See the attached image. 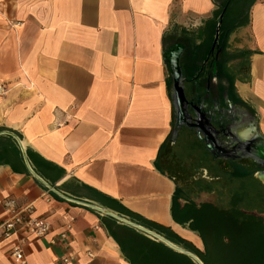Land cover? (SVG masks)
I'll list each match as a JSON object with an SVG mask.
<instances>
[{
	"label": "crops",
	"instance_id": "1",
	"mask_svg": "<svg viewBox=\"0 0 264 264\" xmlns=\"http://www.w3.org/2000/svg\"><path fill=\"white\" fill-rule=\"evenodd\" d=\"M223 2L0 0V221L3 201L14 197L52 226L45 238L29 236L27 264L66 256V264H132L104 219L128 220L166 239L171 231L204 251L200 232L173 216L177 188L182 206L264 214V170L254 179L234 177L232 165H198L197 153L190 163L171 138L166 39L188 33L198 43L211 40ZM247 19L229 37V45L240 44L230 64L244 66L237 91L255 109L264 137V0L249 6ZM235 161L249 168L246 159ZM14 242L0 244V264H18Z\"/></svg>",
	"mask_w": 264,
	"mask_h": 264
},
{
	"label": "flooded vegetation",
	"instance_id": "2",
	"mask_svg": "<svg viewBox=\"0 0 264 264\" xmlns=\"http://www.w3.org/2000/svg\"><path fill=\"white\" fill-rule=\"evenodd\" d=\"M222 16L223 14L220 19ZM214 32L211 40L205 39L201 43L188 33L169 35L172 40L167 45V61L172 83L175 50L182 48L179 61L186 95L184 113L181 114L180 109L175 106L171 138L176 141L179 131L187 128L196 139L205 144L222 169L225 170L237 158H242L248 161L249 167L258 169L255 173L258 176V172L264 170V161L247 148L249 138L252 139L258 132L256 111L239 95L237 77L230 64L232 60L226 63L222 60L224 50L230 53L221 42L219 28ZM195 56L198 59L193 61ZM193 69V73H190ZM178 122L181 126L174 135Z\"/></svg>",
	"mask_w": 264,
	"mask_h": 264
},
{
	"label": "trees",
	"instance_id": "3",
	"mask_svg": "<svg viewBox=\"0 0 264 264\" xmlns=\"http://www.w3.org/2000/svg\"><path fill=\"white\" fill-rule=\"evenodd\" d=\"M256 0H226L219 5L217 11L218 21L211 26L214 35V30L219 28V35L222 44L228 47L229 37L231 33L239 26L247 23V14L245 15V8H249ZM244 13V15H243ZM222 19H220L221 15ZM221 20V21H220ZM221 23V25H219ZM172 38L168 35L166 43H170ZM244 55L250 51H244ZM198 57H194L193 61ZM233 56L224 50L222 60L226 63L228 60H233ZM244 66L233 67L235 77L237 72L241 71ZM194 69L190 71L193 73ZM243 71V70H242ZM234 80V78H233ZM172 81H169V86L172 90ZM233 166L232 175L234 177H250L256 178L255 173L257 168L241 166L237 161H232ZM184 198V192L181 188H177L172 205V212L175 220L179 223L190 222V226L200 232L204 243L205 250L201 251L189 241L181 238L174 232H168L166 237L175 244L181 245L186 249L197 254L204 264H218L219 257L216 249L217 245H230L235 241L234 236L242 238L252 234L256 243H264V218L261 215L247 212L240 209L218 210L210 203H204L198 206L195 202L189 201L184 206L181 205V199ZM122 210H126L123 206L118 204ZM128 211V210H126ZM133 217L135 214H132ZM207 216H211L218 224L208 225ZM146 226L165 231V227L155 222L137 218ZM113 236L119 242L126 258L132 264H197L193 259L183 253L175 251L162 242L154 241L140 232H137L133 227L127 225H119L113 220L104 219ZM223 262L222 264H224ZM220 264V263H219ZM226 264V263H225ZM262 264V263H259Z\"/></svg>",
	"mask_w": 264,
	"mask_h": 264
},
{
	"label": "rangeland",
	"instance_id": "4",
	"mask_svg": "<svg viewBox=\"0 0 264 264\" xmlns=\"http://www.w3.org/2000/svg\"><path fill=\"white\" fill-rule=\"evenodd\" d=\"M244 13L245 15L248 14L247 7L245 8ZM238 45L240 44L232 43L231 46V44L229 45L228 43L227 48L229 53L232 54L234 50H238ZM188 130L189 129L187 128H182L176 138L178 141L176 147L180 158L187 159V161L192 163L193 159L191 158V156L193 153H197V157H199L198 165L202 166L204 164L209 166L211 165V163H214V160L209 151L207 150L205 144L200 140L196 139L195 135L191 134ZM187 197L189 198V196ZM254 210H257V207H255ZM261 210L262 209H259L257 211ZM260 213L262 216H264L262 211ZM206 220L208 222L209 227L212 225L216 227L219 224L213 218H211V216H207ZM122 225L129 226L127 223H124ZM253 237L254 236L252 234H249L242 238L234 236L235 241L232 244L227 246L218 244L216 249L217 255L220 259L218 260V262L220 264H222L223 262H225L226 264H264V243H256ZM196 256L199 257L198 255ZM199 259L201 260L200 257ZM195 262L199 264L198 261L195 260Z\"/></svg>",
	"mask_w": 264,
	"mask_h": 264
},
{
	"label": "built area",
	"instance_id": "5",
	"mask_svg": "<svg viewBox=\"0 0 264 264\" xmlns=\"http://www.w3.org/2000/svg\"><path fill=\"white\" fill-rule=\"evenodd\" d=\"M5 91V85L0 84V94ZM3 207L6 216L0 221V244L4 240L15 238L10 252L11 258L15 263L27 264L26 246L29 236L45 238L52 230V226L45 218L34 213L32 204L21 205L14 197L5 198ZM73 221L74 218H71L66 230L61 232V238L68 237ZM56 241L57 239H54L52 242ZM70 260L71 257L66 256L57 264H66Z\"/></svg>",
	"mask_w": 264,
	"mask_h": 264
},
{
	"label": "water",
	"instance_id": "6",
	"mask_svg": "<svg viewBox=\"0 0 264 264\" xmlns=\"http://www.w3.org/2000/svg\"><path fill=\"white\" fill-rule=\"evenodd\" d=\"M182 48H178L175 50V56L173 58L172 61V74H173V92H172V98H173V103L174 106L178 107L180 109V113H184L185 111V101H186V95H185V89L183 86V72H182V68L180 66V61H179V54L181 52ZM180 122L177 123V126L175 128V132L174 135L177 134L179 128H180ZM245 135V134H243ZM248 140V139H247ZM248 150L253 152L255 154V156L257 158H259L260 160L264 161V137L261 136L258 132L256 134H254V137L252 136V139L249 138V143L247 146ZM114 216V214H112ZM116 216V215H115ZM118 217V216H116ZM124 222H126L127 224L138 228L141 231L147 232L153 236H155L156 238H158L160 241L166 243L168 246H170L171 248L178 250L182 253H185L189 256H191L193 259H195L196 261L199 262V264H204L199 257H197L195 254L186 251L185 249H183L182 247L174 244L173 242H171L170 240L166 239L165 237L150 231L136 223H133L131 221L128 220H124Z\"/></svg>",
	"mask_w": 264,
	"mask_h": 264
}]
</instances>
